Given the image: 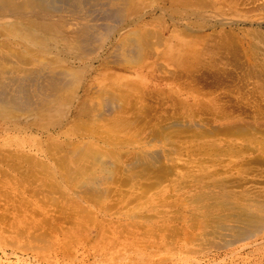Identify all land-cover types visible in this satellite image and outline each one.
<instances>
[{
  "label": "bare ground",
  "instance_id": "bare-ground-1",
  "mask_svg": "<svg viewBox=\"0 0 264 264\" xmlns=\"http://www.w3.org/2000/svg\"><path fill=\"white\" fill-rule=\"evenodd\" d=\"M182 50L235 65L242 112L177 102L191 114L157 128L111 122L107 156L85 141L84 118L124 112ZM16 165L60 166L85 203L110 192L115 264H264V0H0V167Z\"/></svg>",
  "mask_w": 264,
  "mask_h": 264
},
{
  "label": "rangeland",
  "instance_id": "rangeland-1",
  "mask_svg": "<svg viewBox=\"0 0 264 264\" xmlns=\"http://www.w3.org/2000/svg\"><path fill=\"white\" fill-rule=\"evenodd\" d=\"M199 61H196L191 50H182L179 54V61L175 64L176 66L172 65L168 67L169 70L165 68L161 72V85L146 87L143 92L141 91L142 93L140 92L138 95H135L136 97L132 100L137 104L125 106L124 103L121 102L120 105L126 107L124 112L121 111L122 113L118 114L116 110L102 117L93 115L84 118L85 125H88L85 126L82 131L88 137L85 141H91V138L95 139L97 149L105 152L103 153L100 151L99 153L106 154L107 156L112 152L113 148L110 146L112 145L111 143L108 142L105 144V142H102L105 136L104 131L106 132L109 130V127L112 126L110 124L118 119H124L131 124L128 126V123L122 127V130L120 129L121 132L123 131L120 133V136L124 138L127 137L131 129H133L131 131H142L144 127L145 129L151 126L157 128L155 122L162 119H169L167 117L170 115L174 116H171L172 118L170 119H175L180 115L182 116L179 118L188 116L194 111L196 115L202 114V117L209 118L216 115L215 113H217V115H222L227 108L228 111L231 110V113L234 112L233 114L242 112L239 108L246 103L238 102L241 100L238 92H235L236 94L233 93L234 90L237 91L236 83L234 82L237 77H233V75L237 74V70L234 67L235 65L230 64L229 66L222 59L217 62L218 66L216 64L203 63L204 61L208 62L207 55L205 57L202 55L201 61ZM170 70L173 72H170ZM222 70L224 71L222 72ZM228 71L229 73L231 72L232 75H227ZM204 73L206 75H204ZM167 76H169L168 79ZM214 76H218L219 78L215 77V79L213 78ZM224 78H228L230 81H227L230 83L227 81L224 82L226 80ZM232 81L235 87L231 85ZM234 97L239 98L235 99ZM177 102L190 104L194 108L190 112L178 106ZM240 103H242V105ZM239 104L240 106H238ZM222 105L224 107H222ZM209 108L212 109V112ZM133 111L137 113L133 114ZM147 113L148 115L146 118L145 115ZM136 116L138 118L140 117V120L142 117L146 118L145 120L143 119L145 122L143 120H141L143 121L141 122L138 119L143 125H138V121L136 123V119L134 118ZM163 116H167L166 119ZM150 118L151 122L154 121L151 125L150 121V123L147 122ZM147 123L148 125H146ZM91 125L93 127H89ZM88 129H92V132L90 130L87 131ZM124 130H126V133ZM90 134H94L95 137ZM86 165H89V163L87 162ZM45 169L42 167H29L25 165L0 167V264H115L113 258V212L112 208H110L112 207V195L110 192L102 196L101 200H98L97 203L89 201L90 203L86 202V204L85 201L88 200V196H83L84 201L81 196L78 198H73L74 196L72 195L71 197L69 196L70 191H68V193L66 189L69 190L70 186L68 187V185L63 183V179L60 176L63 170L60 166L55 165V167ZM43 174L46 176L44 177ZM54 175L57 179H55ZM59 179H61V181H59L58 184L57 181ZM54 183H57L60 188L54 187L56 186ZM106 187L110 189L113 185L107 183ZM55 188L59 190V193ZM60 190H63L64 194ZM68 197L69 200H67ZM75 202H78L77 204L80 203V205L82 203L84 206H71V204L75 205ZM98 202L100 203L98 204ZM93 204H95L96 207L93 206ZM100 204L102 205L101 207L99 206ZM70 207L72 208L70 209ZM78 208H80L79 211L82 212L94 213H91L92 221L94 220L93 223L90 220L92 224H90V221L87 222L88 219L86 218V214H84L85 212L82 214V212L78 211ZM89 218L91 219V217ZM83 221H85V223ZM80 222L86 226L82 225Z\"/></svg>",
  "mask_w": 264,
  "mask_h": 264
}]
</instances>
